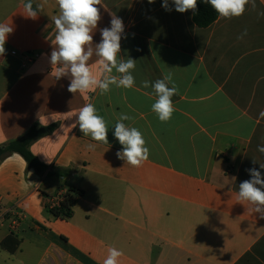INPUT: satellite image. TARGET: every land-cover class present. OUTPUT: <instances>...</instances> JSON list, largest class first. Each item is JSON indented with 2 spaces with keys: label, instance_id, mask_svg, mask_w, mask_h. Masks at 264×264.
Returning <instances> with one entry per match:
<instances>
[{
  "label": "crops",
  "instance_id": "1",
  "mask_svg": "<svg viewBox=\"0 0 264 264\" xmlns=\"http://www.w3.org/2000/svg\"><path fill=\"white\" fill-rule=\"evenodd\" d=\"M26 2L0 0V23L14 29L0 56V146L34 126L56 125L31 152L73 172L40 176L18 154L0 163V243L11 234L21 241L14 254L0 248V264H103L111 247L123 253L118 264H264V218L237 200L247 169L264 175V0L207 28L191 11H165L162 0H102L93 45L110 14L121 17L127 38L120 55L136 60V85L75 95L48 63L56 0H31L40 6L35 19L26 16ZM89 65L99 78L98 58ZM169 71L179 91L172 118L161 122L151 110L153 90L141 82ZM89 102L107 123L108 144L72 127L69 115ZM121 113L149 148L140 167L116 156ZM72 188L83 192L72 217L55 218L46 206Z\"/></svg>",
  "mask_w": 264,
  "mask_h": 264
},
{
  "label": "clouds",
  "instance_id": "2",
  "mask_svg": "<svg viewBox=\"0 0 264 264\" xmlns=\"http://www.w3.org/2000/svg\"><path fill=\"white\" fill-rule=\"evenodd\" d=\"M59 14L53 18L56 29L54 47L48 57L52 70L55 69V78H68L67 91L75 95L77 92L85 94L99 89L100 94L110 91L112 86L131 89L136 85L132 74L136 68V60L131 57L126 59L120 55L121 40L127 38L125 26L121 17L111 13L110 26L100 29L101 40L93 45V32L101 20L100 10L97 5H103L102 0H56ZM149 4L155 0H148ZM218 14L220 18L232 19L244 14L247 5L256 9V0H203ZM161 6L165 11L186 13L191 11L194 15L198 11L197 0H162ZM26 16L35 19L40 6L33 7L31 0L24 4ZM264 16V11L258 13ZM14 31L7 23H0V56L6 52L5 44L9 34ZM247 35V29L237 37L242 40ZM96 56L101 65L99 78L93 74L89 65L90 59ZM115 70L116 74H113ZM143 88L151 87L156 99L151 105V110L161 122H167L175 111L172 97L178 94V86L173 79V73L162 74V78L141 82ZM75 116L77 125L84 136H89L93 141L108 144V126L105 119L97 113L93 103L89 102L69 117ZM260 116L264 118V111ZM132 117L121 113L114 125V136L122 149L116 152L118 159L125 163L140 167L148 160L150 151L141 131L136 127L128 126L124 121ZM47 126V125H42ZM94 144H89V149H94ZM258 151L264 153V144L258 145ZM255 164L256 161L253 160ZM264 169V163H260ZM250 179L242 181L238 186L237 200L247 202L253 206V211L264 218V175L257 168L246 170ZM235 179V178H233ZM123 253L111 247L103 264H118V258Z\"/></svg>",
  "mask_w": 264,
  "mask_h": 264
},
{
  "label": "trees",
  "instance_id": "3",
  "mask_svg": "<svg viewBox=\"0 0 264 264\" xmlns=\"http://www.w3.org/2000/svg\"><path fill=\"white\" fill-rule=\"evenodd\" d=\"M198 11L194 15V23L200 28H207L211 26L217 19L218 14L208 4L203 3V0H197ZM56 125L48 127H32L23 137L10 141L0 146V163L13 154L21 156L29 169L35 170L40 176L46 174L47 177H64L73 172L71 169H60L54 166H47L40 162L38 158L31 152V146L39 139L52 133ZM83 192L78 189H70L65 196V201L59 207L50 209L46 206L48 211L59 219H69L72 217V210L78 198L82 196ZM21 241L13 234L9 235L0 243V248L7 252L14 254L20 247Z\"/></svg>",
  "mask_w": 264,
  "mask_h": 264
},
{
  "label": "built area",
  "instance_id": "4",
  "mask_svg": "<svg viewBox=\"0 0 264 264\" xmlns=\"http://www.w3.org/2000/svg\"><path fill=\"white\" fill-rule=\"evenodd\" d=\"M67 194H61L59 196H57L56 198L54 199H51L48 206L50 209H53V208H56V207H59L61 205V203H63L65 201V196Z\"/></svg>",
  "mask_w": 264,
  "mask_h": 264
}]
</instances>
